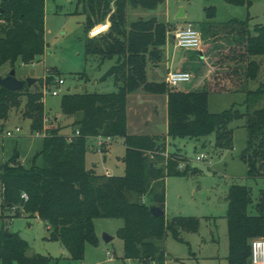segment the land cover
<instances>
[{
	"label": "trees",
	"instance_id": "obj_1",
	"mask_svg": "<svg viewBox=\"0 0 264 264\" xmlns=\"http://www.w3.org/2000/svg\"><path fill=\"white\" fill-rule=\"evenodd\" d=\"M163 1L76 0V9L80 8L85 16V35L95 22H103L109 15V31L98 41L85 37L84 53L99 57L100 62L115 59L102 78L111 77L116 91L64 93L61 117L52 118L48 129L42 131L45 113L41 91L31 92L24 87L11 92L0 88V122H7L12 111L19 110L22 118L29 121L31 133L45 134L42 148L29 166L22 165L17 154L0 165L1 213L15 207L14 214L6 216L9 221L22 216L37 217L47 228L46 240L58 242L71 261H82L85 246L97 245L96 219L122 221L116 236L123 243V264H164L160 242L167 234L184 243L182 233L198 231L197 218L177 215L165 219L164 215L150 214L151 206L164 211L165 178L185 175L186 171L178 167L182 163L189 165L178 153L166 152V139L188 138L202 145L205 138L214 135L215 149H231L233 131L229 125L244 119L247 137L242 160L247 164L246 176L254 180L264 178V83L244 93L243 112L234 107L220 113L208 111L209 95L229 94L239 90L243 81L257 79L260 67L254 57L264 56V24L250 28L247 21L233 19L226 23L222 37H226L227 44L214 57L215 71L210 80L196 90L168 89L164 82L147 81L146 66L160 61L169 25L155 18L126 22L128 8L154 10ZM223 1L232 6L249 5V0ZM206 11L208 17L214 16L212 8ZM44 19L45 0H0V69L6 64L10 69L28 65L43 55ZM215 35L216 29L212 36ZM194 53L199 62L193 69L196 74L202 59L198 51ZM139 88L166 96L165 135L127 133V95ZM70 118L71 135L61 134V121ZM97 136L122 140V176L98 174L86 165L87 141ZM38 157L41 165L36 164ZM22 194L27 196L26 200L21 198ZM226 201L227 264H250V241L264 238V189L253 199L249 187L233 184ZM27 251L28 243L1 225L0 264L58 261L38 254L28 256Z\"/></svg>",
	"mask_w": 264,
	"mask_h": 264
},
{
	"label": "rangeland",
	"instance_id": "obj_2",
	"mask_svg": "<svg viewBox=\"0 0 264 264\" xmlns=\"http://www.w3.org/2000/svg\"><path fill=\"white\" fill-rule=\"evenodd\" d=\"M209 8L214 10L213 17L207 16L206 10ZM179 10L184 16L175 19ZM141 16L142 19L155 18L158 22L169 25L165 45L169 43L170 48L166 49V57L170 58L171 54L174 57L185 55L190 62L198 61L195 51H183L177 48L173 50L171 42L177 27L187 23L192 24L202 33L200 39L203 46L205 43H213V52L210 53L207 61L215 65L214 57L218 50L227 44L226 37H222L226 32L223 28L226 27V23L233 19L247 21L250 28L264 24V0H249L248 6H232L223 0H164L154 10L131 11L126 16V22L129 24L141 20L139 18ZM106 22H109V15L104 18L103 22H95L93 26L105 25ZM209 25H215V27L212 26L213 31L216 29L215 36L220 35L221 37L209 40L207 35H210L212 31L207 30ZM44 29L46 47L43 55L31 64L17 65L15 68L17 79L35 78L37 80L29 87L31 92L41 91L43 88L60 90L58 96L50 94L43 96L44 113L49 122L45 124L43 120L42 131L52 125V118L61 117L60 101L64 93L107 94L116 91L111 77L104 80L102 78L113 62L105 60L101 63L99 57L86 56L84 53L85 16L80 8L76 9V0L71 3H65L64 0H45ZM102 35L94 40L98 41ZM258 60H261L259 78L264 79V56L258 57ZM195 66L197 63H191L185 69L194 74ZM204 66L206 65L201 64V67ZM146 69L150 79L156 77V72H150L149 63ZM185 69L181 68L178 71ZM10 70L9 65L6 64L0 69V77H5ZM56 78H61L64 84L55 86L54 79ZM147 81L151 82L148 79ZM187 86L189 85L181 84L178 89L181 90ZM244 99L245 94L238 92L211 94L208 97V111L220 113L234 107L243 112L245 110ZM72 121L71 118L61 121V134L71 135ZM165 121L166 100L163 93H151L139 88L127 95L126 129L129 135H160L163 133ZM244 124L245 120L239 119L229 125L233 131V138L232 148L227 150L214 148V135L208 136L202 145L197 146L195 141L188 138L167 140V152L178 153L188 161L189 165L181 164L180 170H185V175L165 178V219L177 215L197 218L199 229L196 233H182L184 243L174 240L170 234H167L160 242L165 255L164 264H227L228 239L225 212L228 189L233 184L247 186L252 190L253 199H257L259 191L264 189V178L254 180L246 176L247 164L242 160L247 137ZM16 127L20 129L18 134L10 138L4 137V131H13ZM0 129H2L0 132V165L17 154L18 161L24 166H29L32 158L42 148V137L35 136L36 132H30L29 121L22 118L19 110H13L7 122H0ZM94 145L95 141L90 138L87 141V166L96 165L98 174H105L108 171L113 176H122L124 174L122 158L125 148L121 140L117 139L108 145L104 150L107 153H97L92 149ZM199 154L206 156L205 161L195 160ZM41 161V157H38L36 164L41 165ZM7 215L8 212L5 209L2 213L0 209V228L4 225L10 232L20 227L23 228L25 217L12 219L13 225L11 226V222L6 219ZM121 226L122 221L117 219L94 220L95 231L100 240L102 241L103 235L110 236L113 240L106 244L102 241L101 251L94 249L92 261L101 264H123V243L116 236ZM43 232L42 228L35 229L34 227L25 232L28 235L23 234V236L36 251H39V240ZM105 250L113 253L112 261L107 262L106 256L104 257ZM131 263L132 261L125 262V264ZM136 264L142 263L136 262Z\"/></svg>",
	"mask_w": 264,
	"mask_h": 264
},
{
	"label": "crops",
	"instance_id": "obj_3",
	"mask_svg": "<svg viewBox=\"0 0 264 264\" xmlns=\"http://www.w3.org/2000/svg\"><path fill=\"white\" fill-rule=\"evenodd\" d=\"M65 3H71V2H65ZM137 9H140V8H137ZM137 9L128 8L126 16L131 11H136ZM139 18L142 19L143 17L141 16ZM209 26H210L209 30H212L210 32H211V34H213L214 31L212 29V26L215 27V25H209ZM200 34L202 35L201 32H200ZM211 34L207 35L209 40H213L216 37H221V36H218V35L213 37ZM218 42L222 43L221 41H218ZM171 44H173V40H172ZM212 44L205 43L204 46L202 45L201 50H200L202 52V58H200L199 56L198 57L200 59H202V64H205L207 67L206 66L201 67V69L199 70L198 73L192 74L193 75V79L191 80L190 83L187 84L189 86H187L186 88H189L191 90H196V89L202 88L203 85L206 84L210 80V77L212 75V71H214V69H215V67L212 65V63H208V61H207V58L209 57L210 53L213 52L212 51L213 50V45ZM172 46H173V50L176 49L174 47V45H172ZM168 47L170 48L169 43L162 47V57H161L160 61L156 65H153V64L149 63L150 72L151 73L152 72L153 73L156 72V77H153V78L150 79V77L147 76V69H146V78L148 80H150L151 82H155V83L164 82V78H165V76H166V74L168 72L178 71L181 68L187 67V65H189L191 63L199 64L198 61L190 62V59H188L185 55H181L179 57H174L173 54H171L170 58H169V56L166 57V55H167L166 54V49ZM258 57H260V56L254 57V60L259 64V67H260L261 66V62H260L261 60H258ZM111 61L113 62V65H114L115 59H112ZM259 70H260V68H259ZM243 82H244L243 86L239 90L234 91L232 93L238 92V93H243L244 94L247 90H254V89H256L258 87V85L260 83H264V79H260L259 78V72H258V76H257V79L255 81H251V82L250 81L249 82L243 81ZM229 94H231V93H229ZM165 100H166V96H165ZM58 118L59 117H55L54 120H57ZM166 127H167V117H166L165 125H164V128H163V133H161L160 135H150V136H162V135H165L166 134ZM136 135H144V134H136ZM167 140L168 139H166V142H167ZM121 142H122V140H121ZM196 144L199 145V143H197V142H196ZM166 152H167V149H166ZM104 153H107V152L105 151ZM92 168H94L96 170V165H92ZM17 219H22V218H17ZM25 220L26 221L23 224V228L20 227V228L14 229V231H12V233L18 234L20 238H22L24 241H26L28 243V251H27V255L28 256H31V255H34V254H38V255H42V256H48V257H51L53 259H57L58 261H57L56 264H101L100 262L99 263L98 262L95 263V261L91 260L95 248L96 249H100V251H101L100 247H101L102 241L100 240V238L98 237L97 234H96V236L98 238L97 245L96 246L86 245L85 246L83 260L80 261V262H74V261H71L69 259L68 253L66 252V250L58 242H50V241L46 240L47 237H48L47 228L44 226V224L37 217L33 216V217L25 218ZM10 222H11V226H12L13 222L12 221H10ZM34 227H35V229L42 228L44 230L43 236H41V238H40L41 240H39L40 241L39 251H36L31 246V244L26 240V237L23 236V234L28 235L25 232H27L28 229L29 230L31 228L34 229ZM95 233H96V231H95ZM112 240H113V238H112ZM88 247H92L93 249L88 248ZM107 251L108 250L104 251V254H105L104 257L106 256V252ZM105 258H106L107 262L112 261V259H113V258L109 259L107 256Z\"/></svg>",
	"mask_w": 264,
	"mask_h": 264
},
{
	"label": "built area",
	"instance_id": "obj_4",
	"mask_svg": "<svg viewBox=\"0 0 264 264\" xmlns=\"http://www.w3.org/2000/svg\"><path fill=\"white\" fill-rule=\"evenodd\" d=\"M73 0H64V2H72ZM110 28V23L106 22L104 26H101V24H97L92 26L87 32L86 37L89 39L96 38L99 36L97 34L99 31H104L100 34H104L107 32ZM201 34L200 32L190 23L185 24L184 26H179L176 28L172 40L173 45L175 48L183 50V51H200L202 47L201 42ZM193 79V76L191 73L187 71H172L168 72L164 78V83L168 89H178V87L181 84H188ZM64 84V81L61 78L54 79V85L55 86H61ZM42 96L50 94L51 96H58L60 93L59 89H53L49 90L46 88H43L41 90ZM43 100V99H42ZM44 123L47 124L49 120L46 116H44ZM20 132L19 128H15L13 131H4L3 135L4 137H14L16 134ZM78 132L75 133L77 135ZM44 132H36L35 136L37 137H44ZM91 140L95 141V145L93 147V150L97 153H104L105 148L112 144L114 140H112L110 137H93ZM206 156L203 154H199L196 157V161H205ZM181 165L178 167L180 169ZM106 176H112L108 171L105 172ZM21 198L23 200L27 199V196L25 194L21 195ZM2 204V196L0 193V207ZM16 208H11L10 211H8V215H13ZM106 256L109 259L113 258V253L107 251ZM250 264H264V238L258 237L254 238L250 241V258H249ZM131 264H136V262H132Z\"/></svg>",
	"mask_w": 264,
	"mask_h": 264
},
{
	"label": "water",
	"instance_id": "obj_5",
	"mask_svg": "<svg viewBox=\"0 0 264 264\" xmlns=\"http://www.w3.org/2000/svg\"><path fill=\"white\" fill-rule=\"evenodd\" d=\"M184 14L181 10H179L178 14L176 15L175 19L183 18ZM198 56L202 58V52L198 51ZM37 80L35 78H26L25 80L17 79L15 76V69H11L5 77H0V88L6 89L11 92H16L24 87H30L35 84ZM196 146L198 144H195ZM243 156V155H242ZM150 214L153 217H161L164 215V211L158 207L151 206L149 208ZM102 241L106 244L112 240V237L103 235Z\"/></svg>",
	"mask_w": 264,
	"mask_h": 264
},
{
	"label": "bare ground",
	"instance_id": "obj_6",
	"mask_svg": "<svg viewBox=\"0 0 264 264\" xmlns=\"http://www.w3.org/2000/svg\"><path fill=\"white\" fill-rule=\"evenodd\" d=\"M101 26H104V25H101ZM103 30H104V29H103ZM101 31H102V30H101ZM99 32H100V31H99ZM99 32H98V33H99ZM98 33H97V34H98ZM99 36H100V34H99ZM99 36H97V37H99Z\"/></svg>",
	"mask_w": 264,
	"mask_h": 264
}]
</instances>
